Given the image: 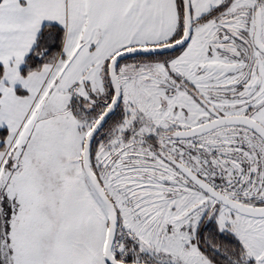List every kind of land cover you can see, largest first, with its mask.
Here are the masks:
<instances>
[{
    "label": "snow or ice",
    "instance_id": "6c2138e0",
    "mask_svg": "<svg viewBox=\"0 0 264 264\" xmlns=\"http://www.w3.org/2000/svg\"><path fill=\"white\" fill-rule=\"evenodd\" d=\"M0 264H264V0H0Z\"/></svg>",
    "mask_w": 264,
    "mask_h": 264
}]
</instances>
